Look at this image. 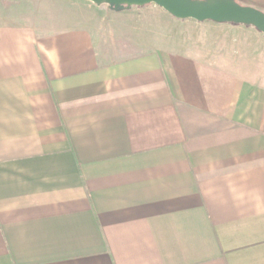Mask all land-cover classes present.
Listing matches in <instances>:
<instances>
[{"label": "crops", "instance_id": "crops-1", "mask_svg": "<svg viewBox=\"0 0 264 264\" xmlns=\"http://www.w3.org/2000/svg\"><path fill=\"white\" fill-rule=\"evenodd\" d=\"M76 1L0 0V264H264V34Z\"/></svg>", "mask_w": 264, "mask_h": 264}, {"label": "water", "instance_id": "water-1", "mask_svg": "<svg viewBox=\"0 0 264 264\" xmlns=\"http://www.w3.org/2000/svg\"><path fill=\"white\" fill-rule=\"evenodd\" d=\"M97 5L123 10L154 3L179 19L213 20L252 25L264 34V11L237 0H90Z\"/></svg>", "mask_w": 264, "mask_h": 264}, {"label": "rangeland", "instance_id": "rangeland-1", "mask_svg": "<svg viewBox=\"0 0 264 264\" xmlns=\"http://www.w3.org/2000/svg\"><path fill=\"white\" fill-rule=\"evenodd\" d=\"M23 4H28L31 6H35L36 8L44 11H50V18L51 19H55V20H61L63 18H68V20L76 21V23L80 20H82V18H79V14H82L81 16H83V13L86 11V13L88 14L87 16H91L94 15L93 17L89 18H85L84 21H92V19H94V17H98V19L101 18V15L96 16V14L94 11V6L90 5H86L83 6L82 4H78V2L76 0H69V2H67V0H22ZM240 4L243 5H251L257 8L259 7V9L261 8V10L264 11V0H237ZM107 5V4H105ZM143 6H133L134 10L139 11L137 13L144 14L147 17L145 18L146 20H152V17L156 16L155 20L157 25H152L153 27L155 26L156 28H162L163 26L165 28H172L174 27L173 23H171L172 21H170V16L169 14H167L168 12L166 10H164V8L156 5V4H152L148 7H144L141 8ZM140 8V9H138ZM166 11V12H165ZM159 12L164 13V15H166V19L163 16H159ZM135 16V12L132 13L130 12V16L126 17V16H119L118 21H119V27L118 32H112L110 34V36L113 39H116V37H118V41H119V46L120 47H124L125 49H121L119 50V56L122 55H126V54H131L132 52H142L146 49L145 45L148 46V42H144L143 40V33L142 31H139L140 33L138 34L137 31L132 33V37H135L136 39L134 40V45L135 48H132L129 43L130 41H128V37L125 35H127V28H126V24L128 23L129 20H131L132 17ZM155 23V22H154ZM120 27H122V29H120ZM117 31V30H116ZM205 29L199 30L198 33H196L198 35V37H202L204 35L203 32H205ZM124 36V37H123ZM110 37V38H111ZM127 38V39H126ZM146 39V41H150V44L154 41H156V38L153 37L152 35L150 37L145 36L144 37ZM113 41V40H112ZM203 42V41H202ZM207 42V41H206ZM204 42V43H206ZM138 43V44H137ZM129 45V46H127ZM143 45V46H142ZM128 47V48H127ZM132 49L134 51H132Z\"/></svg>", "mask_w": 264, "mask_h": 264}]
</instances>
